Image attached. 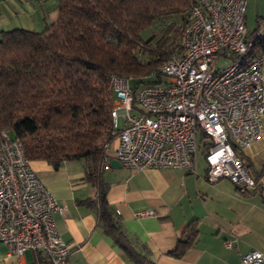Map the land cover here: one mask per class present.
Here are the masks:
<instances>
[{"label": "built area", "instance_id": "2783aa9c", "mask_svg": "<svg viewBox=\"0 0 264 264\" xmlns=\"http://www.w3.org/2000/svg\"><path fill=\"white\" fill-rule=\"evenodd\" d=\"M246 2L195 0L185 11L174 51L158 67V83L110 74L115 145L103 144L100 169L109 168L111 150L128 168L195 171L202 146L209 182L226 178L240 192L257 187L238 152L261 135L264 116V56L253 52L254 35H246ZM220 58L226 63L218 66ZM64 210L31 167L21 141L1 130L0 241L8 255L33 250L49 264H69L70 244L52 217ZM239 264H264V252L252 247Z\"/></svg>", "mask_w": 264, "mask_h": 264}, {"label": "trees", "instance_id": "16d2710c", "mask_svg": "<svg viewBox=\"0 0 264 264\" xmlns=\"http://www.w3.org/2000/svg\"><path fill=\"white\" fill-rule=\"evenodd\" d=\"M57 2V19L42 30H0V131L18 138L30 161L57 168L84 159L87 178L99 184L101 223L134 264H155L122 242L124 230L103 199V144L113 139L110 74L158 83V67L177 45V18L195 0ZM157 23L158 31L142 36ZM253 52L264 54V38L255 37ZM196 235L192 221L172 254L180 256Z\"/></svg>", "mask_w": 264, "mask_h": 264}, {"label": "crops", "instance_id": "0c3cea01", "mask_svg": "<svg viewBox=\"0 0 264 264\" xmlns=\"http://www.w3.org/2000/svg\"><path fill=\"white\" fill-rule=\"evenodd\" d=\"M57 5L51 10L40 7L39 17L40 0H0V30L8 25L24 28L20 16L27 21L34 16L44 25L52 23L58 16ZM3 11L14 15L13 20ZM245 23L248 36L264 38V0H247ZM238 152L257 182V187L246 193L226 178L206 179L203 149L196 154L195 171L122 165L100 169L103 199L126 235L122 242L145 252L155 264H239L241 255L254 247L249 237L264 214V116L261 135ZM109 155L114 158L113 151ZM30 165L65 207L63 213L54 212L52 217L62 239L70 244L69 264H134L99 220V184L87 178L84 159L66 160L57 168L42 159L31 160ZM149 209L154 211L152 215H136ZM192 221L197 235L177 257L172 251ZM0 264L49 262L33 250L20 257L8 255L7 245L0 241Z\"/></svg>", "mask_w": 264, "mask_h": 264}, {"label": "rangeland", "instance_id": "374dc122", "mask_svg": "<svg viewBox=\"0 0 264 264\" xmlns=\"http://www.w3.org/2000/svg\"><path fill=\"white\" fill-rule=\"evenodd\" d=\"M2 2H3V1H2ZM56 2H57V0H40L41 6H38L39 17H41V15H42V13H41L42 10H41L40 7H42V9H43L44 7H47L49 10H51L54 6H56ZM37 4H38V3H37ZM1 7H3V6H1ZM188 7H189V6H188ZM188 7L184 8V9L182 10V12H181V16H178L179 18H177L178 20H180V17L183 16V18L180 20V21H181V27H182V25H183V23H184V20H185V11L187 10ZM44 10H45V9H44ZM45 12H46V10H45ZM3 13H4V15L6 14L4 11H3ZM2 16H3V15H2ZM5 16H6V18L9 19V20H13V18H14V15L11 16L10 14L5 15ZM19 19L21 20V21L19 22V24L22 23V26H23L24 28H27V29L42 30V29L45 27L44 22H42V21H38L39 18H34V16H33L32 20L29 19V21H27L28 19H26L25 17H22V16H20ZM22 21H23V22H22ZM167 21H168V20H166V21L164 22V24H166ZM31 22H32V23H31ZM179 23H180V22H179ZM162 25H163V24H162ZM13 26H14V25H13ZM13 26L8 25V29L13 28ZM160 27H161V25H160L159 23H157V24H155V25H153V26H150V27L146 28V29L142 32V36H143V37H146V36H148L149 34L158 31ZM181 27L179 28L178 36H179L180 30H181ZM246 35H247V33H246ZM247 36H248V35H247ZM177 38H178V37H177ZM225 63H226V60H225L224 58H220V59L218 60V63H217V64H218V66H219V65H222V64H225ZM122 122H123L122 117L119 116V117H118L119 127L122 126ZM197 138H198V141H199V145H202V143H201V141H200V138H201V134H200V133H198ZM113 140H114V137H113L112 141H113ZM203 140H205V138H204ZM202 149H203V147L200 146V148H199L198 151H197V152H198L197 154H199V153L202 151ZM257 221H258V222H257V225H255V228H253L254 233L251 234V236L249 237V239L252 240L251 242H253L254 248L260 249V250H262V251L264 252V214H263V216H262V218H261V222H260V219H259V218L257 219Z\"/></svg>", "mask_w": 264, "mask_h": 264}, {"label": "water", "instance_id": "95a60500", "mask_svg": "<svg viewBox=\"0 0 264 264\" xmlns=\"http://www.w3.org/2000/svg\"><path fill=\"white\" fill-rule=\"evenodd\" d=\"M109 165L111 167H117V166H120L121 164L117 159L113 158V159H110Z\"/></svg>", "mask_w": 264, "mask_h": 264}]
</instances>
